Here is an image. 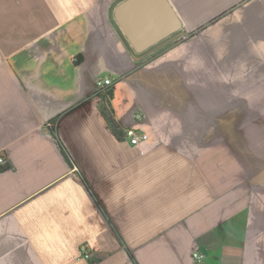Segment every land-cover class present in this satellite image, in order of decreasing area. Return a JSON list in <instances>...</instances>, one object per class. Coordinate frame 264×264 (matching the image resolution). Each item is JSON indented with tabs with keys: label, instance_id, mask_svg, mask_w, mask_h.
Instances as JSON below:
<instances>
[{
	"label": "crops",
	"instance_id": "obj_1",
	"mask_svg": "<svg viewBox=\"0 0 264 264\" xmlns=\"http://www.w3.org/2000/svg\"><path fill=\"white\" fill-rule=\"evenodd\" d=\"M124 1L0 0V264H264V0H168L140 54Z\"/></svg>",
	"mask_w": 264,
	"mask_h": 264
},
{
	"label": "water",
	"instance_id": "obj_2",
	"mask_svg": "<svg viewBox=\"0 0 264 264\" xmlns=\"http://www.w3.org/2000/svg\"><path fill=\"white\" fill-rule=\"evenodd\" d=\"M115 19L137 54L183 28L168 0H126L116 8Z\"/></svg>",
	"mask_w": 264,
	"mask_h": 264
},
{
	"label": "built area",
	"instance_id": "obj_3",
	"mask_svg": "<svg viewBox=\"0 0 264 264\" xmlns=\"http://www.w3.org/2000/svg\"><path fill=\"white\" fill-rule=\"evenodd\" d=\"M113 84L114 82L111 78L100 79L97 82V92L99 94H103L104 92L111 90ZM125 136L132 146L138 147L142 150V152H144L145 145L149 141V135L146 132L140 131L136 128H131L126 131ZM6 164L7 161L5 157H3V155L0 153V168L5 167ZM80 251L83 258L90 259V253L88 252L85 246H82ZM205 258V254L200 252L198 249L194 250L193 261L195 264H202L205 261Z\"/></svg>",
	"mask_w": 264,
	"mask_h": 264
},
{
	"label": "trees",
	"instance_id": "obj_4",
	"mask_svg": "<svg viewBox=\"0 0 264 264\" xmlns=\"http://www.w3.org/2000/svg\"><path fill=\"white\" fill-rule=\"evenodd\" d=\"M113 97V91L112 90H108L106 92L103 93V104L101 107V112L104 116V118L106 119V121L108 122L110 128L112 129L113 133L117 136V138H121L122 137V131L121 128L115 118V111L112 107L111 104V99Z\"/></svg>",
	"mask_w": 264,
	"mask_h": 264
}]
</instances>
